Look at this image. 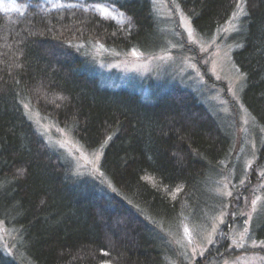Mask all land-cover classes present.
Segmentation results:
<instances>
[{
	"label": "trees",
	"instance_id": "1",
	"mask_svg": "<svg viewBox=\"0 0 264 264\" xmlns=\"http://www.w3.org/2000/svg\"><path fill=\"white\" fill-rule=\"evenodd\" d=\"M107 1L130 27L78 9L0 14V221L16 239L12 256L0 250V264H169L172 245L157 216L186 215L209 175L238 150L191 93L175 88L147 104L87 74L80 52L88 48L78 45L151 52L161 41L151 0ZM174 1L201 36L243 7L232 62L245 78L242 104L264 127V0ZM25 104L84 149L103 148L99 169L109 198L75 190L68 166L24 115ZM262 156L264 146L260 167ZM236 203L229 199L232 209ZM254 237L264 240V223ZM224 241L193 264L232 259L235 249Z\"/></svg>",
	"mask_w": 264,
	"mask_h": 264
},
{
	"label": "rangeland",
	"instance_id": "2",
	"mask_svg": "<svg viewBox=\"0 0 264 264\" xmlns=\"http://www.w3.org/2000/svg\"><path fill=\"white\" fill-rule=\"evenodd\" d=\"M151 2L162 35L159 48L116 53L98 43L78 45L88 48L84 54L80 52L86 60L85 70L100 87L127 91L147 104L175 88L191 93L221 124L224 134L231 138V148L236 145L238 149L209 175L186 215L157 216L162 219L161 231L169 235L167 242L174 246L167 254L169 264L205 260L209 250L224 240L237 253L231 252L230 260L215 258L217 261L209 264H264V240L254 237L264 223V156L261 167L256 157L264 146V127L255 123L242 104L245 78L232 62L237 42L233 36L243 21V7L238 6L222 27L201 36L193 32L190 20L174 0ZM32 9L41 14L78 9L116 25L131 26V19L107 0H37L34 4L30 0H0V14L6 17H22ZM22 109L45 145L68 166L75 190L109 198L105 193L112 189L99 169L103 148L86 150L66 130L29 105ZM252 172L254 183L246 186ZM232 198L237 201L234 209L229 206ZM230 210H234L232 217ZM229 217L235 221L227 222ZM7 228L0 221V250L12 256L16 239Z\"/></svg>",
	"mask_w": 264,
	"mask_h": 264
}]
</instances>
